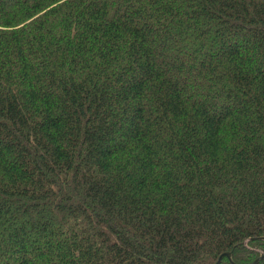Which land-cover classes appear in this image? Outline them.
I'll return each mask as SVG.
<instances>
[{
    "label": "trees",
    "instance_id": "1",
    "mask_svg": "<svg viewBox=\"0 0 264 264\" xmlns=\"http://www.w3.org/2000/svg\"><path fill=\"white\" fill-rule=\"evenodd\" d=\"M262 254L264 0H0V264Z\"/></svg>",
    "mask_w": 264,
    "mask_h": 264
},
{
    "label": "water",
    "instance_id": "2",
    "mask_svg": "<svg viewBox=\"0 0 264 264\" xmlns=\"http://www.w3.org/2000/svg\"><path fill=\"white\" fill-rule=\"evenodd\" d=\"M225 256H227L230 260H231V254L230 253H225L224 254ZM222 257L223 256H221L219 259H218V261L216 262V264H220V262H221V260H222ZM264 259V255L262 254L258 259H256L252 264H257V263H259L261 260H263Z\"/></svg>",
    "mask_w": 264,
    "mask_h": 264
}]
</instances>
